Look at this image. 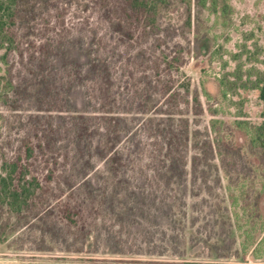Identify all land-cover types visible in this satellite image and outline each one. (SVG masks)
<instances>
[{
  "label": "trees",
  "instance_id": "16d2710c",
  "mask_svg": "<svg viewBox=\"0 0 264 264\" xmlns=\"http://www.w3.org/2000/svg\"><path fill=\"white\" fill-rule=\"evenodd\" d=\"M231 2L0 0V102L37 103V113L20 125L18 146L2 158L0 242L16 235L14 250L51 252L54 243L82 253L90 242L94 253L105 244L116 255L162 256L176 239L168 231L181 229L176 208L186 206L181 198L190 182L204 192L217 187L229 194L228 218L219 226L227 231H212L221 237L213 244L217 255L251 252L264 259V69L244 70L241 63L246 55L258 64L260 48L255 42L252 51L245 38L241 52H226L239 61L234 72L216 77L226 101L239 87L259 94L262 121H235L259 161L254 167L237 160L238 150H222L215 124L224 122L212 121L216 144L207 129L192 131L206 109L200 92L190 96L178 83L186 48L175 39L187 32L196 41L209 32L204 12L213 26L229 28ZM175 4L187 6V27L164 25ZM74 46L80 52L90 47L86 62L67 58ZM76 91L83 94L82 109ZM202 95L212 99L205 89ZM151 108L152 116L139 121ZM100 158L106 171L92 181ZM176 187L180 197L173 196Z\"/></svg>",
  "mask_w": 264,
  "mask_h": 264
},
{
  "label": "rangeland",
  "instance_id": "374dc122",
  "mask_svg": "<svg viewBox=\"0 0 264 264\" xmlns=\"http://www.w3.org/2000/svg\"><path fill=\"white\" fill-rule=\"evenodd\" d=\"M73 1L80 2V0ZM231 3L234 7V14L229 28L213 26V17L207 21L208 14L204 12L201 19L206 21L207 28H211L209 32L203 34L196 41L193 39V33L187 32L175 39L176 43L186 48L184 52L185 64L180 71L178 83L183 92L189 91L190 96L196 91L200 92L206 109L205 115L199 117L198 124L192 125V131L199 130L205 133L207 129L208 140L216 144L217 136L213 131L212 121L224 122L215 124L217 129H221L222 150H238L237 152H240L242 157H237V160L240 163L244 162L247 166L254 167L259 161L249 154V140L235 127V121L247 120L250 123L262 121L263 105L259 94L253 89L244 90L239 87L237 94L230 95L229 98L232 101H226L220 95L216 77L234 72L239 61H233L226 52H241L243 48L240 45L246 41L245 38L249 39L247 45L252 51L256 50L255 42L258 49L260 48L258 54L260 62L253 64L244 55L241 61L245 65L244 70L251 66L264 69V0H232ZM194 14L193 12L192 15L194 16ZM188 19L187 6L175 4L164 15L163 22L165 26L182 28L188 26ZM251 34L254 36L249 37ZM261 46L263 47L262 53ZM89 49L90 47L87 46L83 52H80L76 46L71 47L67 51V58L86 62L89 57ZM215 49L219 50L217 60L211 62L210 55ZM219 57L223 58V61H219ZM226 60L228 61L227 66L224 65ZM203 89L211 94L210 101L202 95ZM73 98L77 107L82 109L84 102L82 92H74ZM214 111H217L216 116L212 115ZM36 113L37 103L33 98L17 103L16 107L0 102V168L3 156H10L19 144L18 139L23 136V131L20 129L21 123L26 122ZM152 114L153 108L141 115L139 121H143ZM189 117L191 120L195 119L193 115ZM204 137V135L201 136V139ZM193 141L194 139H192ZM195 153L197 151H192L191 154ZM222 156L224 155H218V159ZM96 161L97 169L89 175V179L92 181H95L98 175L106 171V161L101 158ZM224 183L226 186V181ZM186 186L189 191L184 198H181V201L186 202V206L176 208L177 226L181 229L168 231L176 239L174 245L168 244L170 251L162 256L116 255L105 244L102 245L98 253H94L91 251L90 242L85 245V251L82 253L67 252L65 246L54 243L51 244L54 248L51 252H40L34 247H32L34 249L14 250L10 247V242L16 237L14 235L7 242H0V264H264V259H254L251 252L239 256L219 257L213 249L218 246H213V244L221 237L215 236L212 231H218L219 234L222 229L227 231L226 227L221 229L219 226H221L220 220L228 218L229 194L225 188L222 190L216 187L209 193L201 191L203 186L200 184L190 187V182H188ZM182 191L176 187L173 196L180 197ZM261 207L264 218V199L261 200ZM163 226L167 228L168 223L165 222ZM236 247L240 249V246Z\"/></svg>",
  "mask_w": 264,
  "mask_h": 264
}]
</instances>
